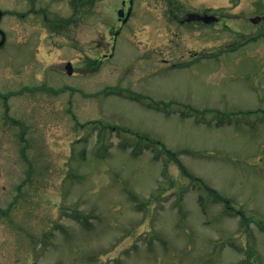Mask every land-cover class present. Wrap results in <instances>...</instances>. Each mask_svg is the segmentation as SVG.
I'll use <instances>...</instances> for the list:
<instances>
[{"label": "rangeland", "instance_id": "374dc122", "mask_svg": "<svg viewBox=\"0 0 264 264\" xmlns=\"http://www.w3.org/2000/svg\"><path fill=\"white\" fill-rule=\"evenodd\" d=\"M121 1L0 0V264H264V0Z\"/></svg>", "mask_w": 264, "mask_h": 264}, {"label": "flooded vegetation", "instance_id": "af4514ba", "mask_svg": "<svg viewBox=\"0 0 264 264\" xmlns=\"http://www.w3.org/2000/svg\"><path fill=\"white\" fill-rule=\"evenodd\" d=\"M32 0H30V2H31ZM162 1H167L168 2V4H171L172 3V1L171 0H162ZM130 3V0H122L121 1V3H120V8L122 7L123 8V12H124V14L126 15V13H127V11H129V3ZM227 2H225V4H226ZM131 4V3H130ZM122 5V6H121ZM219 8L218 9H220V7H222L221 8V12L220 13H218V15L216 16V15H214V13H211V12H207V10H209L210 8H204V10L202 11V10H200V11H195V12H193V14H197L199 17H205V19L206 18H210V20H208V22H205L203 19H197V18H195V19H197V20H192V21H188L187 19H188V15L189 14H191V12H188L187 14H185V16L181 19V20H178V23H180V24H183V23H187V24H195V23H200V24H202V25H205V26H209V25H212V24H215V23H219L220 21H221V19H222V17L224 16V10H226V9H229V6H227V5H220V6H218ZM174 8L175 7H173V6H171L170 7V10H169V13L170 14H172V12H173V10H174ZM131 14V13H130ZM20 16V18H22L23 17V15L22 14H20V15H18V17ZM129 17H130V15H129ZM173 17V19H174V16H172ZM129 19V18H128ZM172 19V18H171ZM123 20V19H122ZM122 20H119V21H121V22H119L120 24L121 23H123L122 22ZM127 22V21H126ZM247 22H249V23H252L253 25H255V26H258V25H263V24H261V23H264V13H262V14H257L256 13V15L254 16V17H248V19H247ZM125 23V22H124ZM48 26H50V28L51 29H54V27H55V25L57 26V24H54V23H48L47 24ZM196 26V25H195ZM65 26H64V24L62 23L61 24V27L60 28H62V30H64L63 28H64ZM61 30V31H62ZM262 31H264V30H262ZM259 32V34H263L264 32ZM115 33H117V31L115 32ZM115 37V36H114ZM0 40H1V32H0ZM5 43V42H4ZM4 43L1 45V47H0V49L4 46ZM106 57H108V55H105L104 56V58H106ZM73 75V74H72ZM22 89H24V90H33V89H36V86H32V84H29V85H24L23 86V88ZM30 91V92H31ZM18 93V92H17ZM20 93V92H19ZM30 94H33V93H30ZM5 106H7V105H5ZM5 112L7 113L8 112V107L5 109ZM18 137H19V142H23L22 144L23 145H26V140H25V138L23 137V133L22 134H19L18 135ZM24 149H25V147H24ZM10 207H12V204H10ZM8 211V210H7ZM8 213H9V211H8ZM5 216H7L5 213H0V232L2 233L3 232V228H4V219H3V217H5Z\"/></svg>", "mask_w": 264, "mask_h": 264}, {"label": "water", "instance_id": "95a60500", "mask_svg": "<svg viewBox=\"0 0 264 264\" xmlns=\"http://www.w3.org/2000/svg\"><path fill=\"white\" fill-rule=\"evenodd\" d=\"M130 2H131V1H130ZM118 15H119V17L121 18V17L123 16L122 11H119V12H118ZM0 17H1V13H0ZM195 18H197V19H203L205 22H208V20H210V18H206V19H205V17H199V16L194 15V14H190V15L188 16V19H187V20H188V21H190V20H197V19H195ZM3 41H4V35L2 34V39H1V41H0V46L3 44ZM65 69H66V71H67V74H71L72 69H71L70 64H67L66 67H65Z\"/></svg>", "mask_w": 264, "mask_h": 264}, {"label": "trees", "instance_id": "16d2710c", "mask_svg": "<svg viewBox=\"0 0 264 264\" xmlns=\"http://www.w3.org/2000/svg\"><path fill=\"white\" fill-rule=\"evenodd\" d=\"M72 2H73V1H72ZM82 2H83V0H76V2L73 4L75 14H77V12H78L77 9H78V8H81V4H82ZM175 163L179 166L180 170H181L182 172H184V171L182 170L181 164H180L178 161H176ZM240 216H241V214H240Z\"/></svg>", "mask_w": 264, "mask_h": 264}]
</instances>
